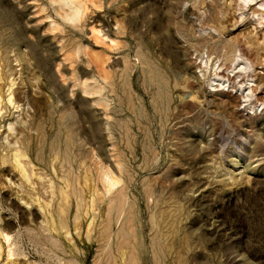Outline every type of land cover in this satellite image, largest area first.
Here are the masks:
<instances>
[{"label":"rangeland","instance_id":"1","mask_svg":"<svg viewBox=\"0 0 264 264\" xmlns=\"http://www.w3.org/2000/svg\"><path fill=\"white\" fill-rule=\"evenodd\" d=\"M0 264H264V0H0Z\"/></svg>","mask_w":264,"mask_h":264}]
</instances>
